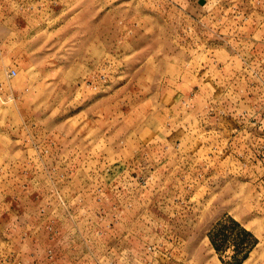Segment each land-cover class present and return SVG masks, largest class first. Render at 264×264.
<instances>
[{"label": "rangeland", "instance_id": "obj_1", "mask_svg": "<svg viewBox=\"0 0 264 264\" xmlns=\"http://www.w3.org/2000/svg\"><path fill=\"white\" fill-rule=\"evenodd\" d=\"M238 243L264 264V0H0V264Z\"/></svg>", "mask_w": 264, "mask_h": 264}, {"label": "trees", "instance_id": "obj_2", "mask_svg": "<svg viewBox=\"0 0 264 264\" xmlns=\"http://www.w3.org/2000/svg\"><path fill=\"white\" fill-rule=\"evenodd\" d=\"M245 234L249 235V233H245ZM209 238L211 244L214 246V248L217 251H223L227 246L228 240L230 239L229 235H226L225 233H210ZM250 246L251 243L237 244L236 258H239L241 256V260H239L236 264H242L243 261H245L248 258V255L252 249V247L250 248Z\"/></svg>", "mask_w": 264, "mask_h": 264}, {"label": "crops", "instance_id": "obj_3", "mask_svg": "<svg viewBox=\"0 0 264 264\" xmlns=\"http://www.w3.org/2000/svg\"><path fill=\"white\" fill-rule=\"evenodd\" d=\"M105 264H128V261L122 262V258H120V259H116V260H112V261H107V263H105Z\"/></svg>", "mask_w": 264, "mask_h": 264}, {"label": "built area", "instance_id": "obj_4", "mask_svg": "<svg viewBox=\"0 0 264 264\" xmlns=\"http://www.w3.org/2000/svg\"><path fill=\"white\" fill-rule=\"evenodd\" d=\"M11 75H12V76H15V75H16V72H15V71H12V72H11Z\"/></svg>", "mask_w": 264, "mask_h": 264}, {"label": "water", "instance_id": "obj_5", "mask_svg": "<svg viewBox=\"0 0 264 264\" xmlns=\"http://www.w3.org/2000/svg\"><path fill=\"white\" fill-rule=\"evenodd\" d=\"M201 4H203V3L201 2Z\"/></svg>", "mask_w": 264, "mask_h": 264}]
</instances>
